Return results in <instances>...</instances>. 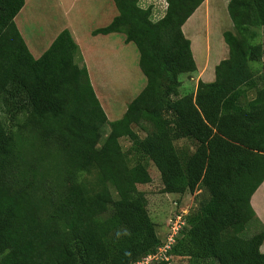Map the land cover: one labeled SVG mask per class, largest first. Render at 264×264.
<instances>
[{"label":"trees","instance_id":"16d2710c","mask_svg":"<svg viewBox=\"0 0 264 264\" xmlns=\"http://www.w3.org/2000/svg\"><path fill=\"white\" fill-rule=\"evenodd\" d=\"M113 2L118 14L92 34L123 33L146 82L109 121L69 30L34 58L14 22L24 0H0V264H131L154 252L163 239L137 188L151 181L146 159L163 192L209 184L169 260L150 264H264V226L242 236L264 181V65L252 67L264 0L228 1L227 57L194 92L179 90L199 65L182 25L203 0H165L158 19L138 0Z\"/></svg>","mask_w":264,"mask_h":264},{"label":"rangeland","instance_id":"374dc122","mask_svg":"<svg viewBox=\"0 0 264 264\" xmlns=\"http://www.w3.org/2000/svg\"><path fill=\"white\" fill-rule=\"evenodd\" d=\"M49 2L50 0H48V3H43L41 7V9H43L40 10L44 15V19L41 12L38 11L39 14H37L36 19L31 20L28 23V25L35 24V26H33L32 32L36 34L42 28V26L40 25H44L42 22L48 24L55 22L59 24L63 21V9L57 8L58 6L54 7L55 5H53L52 2L51 5H49ZM93 4H98V2L94 1ZM48 5L49 7H47ZM89 5L81 8V10H77L78 8H76L77 11L74 9L71 12L70 16H72L75 12L76 17L74 21L77 22L79 32H87L90 28L95 26L93 25L95 24V19L93 21H90L91 23H88V21L85 20V13L88 10ZM140 5H142L143 7L147 6L145 2ZM161 5V3L158 4V7L152 10L153 19H158L163 14L164 9ZM215 17L218 18H216V22L214 21ZM37 20L41 22L39 23ZM53 28L57 29L58 25ZM191 29L195 35L194 40H196L198 49L203 58L197 66L196 71L181 74L179 76L181 80V87L179 88V90H182L183 92H194L198 79L207 81V73L214 74L213 66L217 64V60H221V58L226 57L228 53L227 44L223 39V31L233 30V27L227 13V9L224 8L220 11H211L209 19L201 18L199 21H195V23L192 24ZM259 32L261 34L253 40L256 43H260L264 40V31L260 30ZM94 50V58L99 62V65H101L100 68L102 67V65L105 66L109 61L108 58L110 59L112 57L109 54L111 53L109 49L107 47L96 45L94 47ZM124 53L121 52L119 55L121 60H123ZM138 56L139 55L135 48V45L133 43H128L126 46L124 71L123 64L120 62V71H112L109 75L110 78L105 81L106 84H110V87L95 91L101 107L103 108L104 105L103 110L109 121L119 119L124 113L127 104L138 94V92L144 86L145 77L139 68ZM205 57L207 61L205 68H203V60H205ZM263 65L264 56L260 61L253 63L252 67L257 68L259 70V73H261ZM103 100L107 101V103L110 105V108L102 103ZM132 128L134 130H137L140 136H144L145 132L139 130L135 124L132 125ZM119 141L123 148H126L130 143L129 139L126 137H121ZM177 144L187 146L190 151H192L195 146L193 141L184 139L178 141ZM144 163L146 164V167L148 169L151 181L147 184H138L137 188L145 193L147 198L146 208L148 214L154 223L157 236L160 239L164 240L166 234L169 231L168 225H170L171 221L174 219L175 214L181 213L185 214L186 217H190L197 212L199 204L204 199V197L207 196L209 184L205 182V180H201L196 190L192 193H166L162 191V183L157 168L148 159H146ZM257 198L259 199V203H257L256 201L255 203L259 208L260 214H263L264 216V197L261 194ZM253 210L255 209L253 208ZM261 221V218L257 217L251 220L253 224L246 227L245 231L242 233V236H249L259 231L262 225ZM260 250L264 252V243ZM168 263L189 264V261L186 257L173 256V258Z\"/></svg>","mask_w":264,"mask_h":264},{"label":"crops","instance_id":"0c3cea01","mask_svg":"<svg viewBox=\"0 0 264 264\" xmlns=\"http://www.w3.org/2000/svg\"><path fill=\"white\" fill-rule=\"evenodd\" d=\"M94 1H97L98 4H93ZM138 1L139 4L145 2L147 6L152 7V10L157 8L158 4L160 3H162L161 6L163 9L165 6V2H164L165 0H138ZM228 1L229 0H203V2L196 8V10L182 25V31L184 35L190 40L191 50L198 64L200 63L203 57L198 49L196 40H194L195 35L191 29L192 24H194L195 21H199L201 18L209 19L211 11L213 10L220 11L224 8L227 9ZM45 2L48 3V0H24V4L22 8L14 17V22L21 36L23 37L25 43L27 44L28 49L31 52L32 56L34 58H38L48 48V46L53 41V39L58 35V33L64 28H67L71 33L74 41L79 46L82 56V63L87 68L89 80L94 91H99L101 89L110 87V84H106L105 81L110 78L109 75L111 74L112 71L115 72L120 71V62L123 64V71H124V66H125L124 60H125L126 46L128 43L125 41V35L121 32H111L108 34H101V33L92 34V30L106 26L111 22L113 17L118 14L117 8L113 0H50L49 5H51L52 2V4L55 5L54 7L58 6L57 8L63 9L64 18L62 19L64 22L62 21L59 24L55 22L49 24L42 22L44 25H40L42 26V28L36 34L32 32L33 26H35V24L28 25V23L29 21L36 19L37 14H39L38 11L43 9V8L41 9V7ZM49 5L47 7H49ZM88 5L89 8L85 13L86 15L85 20H87L88 23H91L90 21H93L95 19L94 22L95 24H93L95 26L90 28L87 32H82V31L79 32L77 27L78 26L77 22L74 21L76 17L75 12L72 16H70L71 12L74 9L76 10V8H78L77 10H81V8L86 7ZM41 14L44 19V15L42 12ZM217 17L214 18L215 22L217 21L216 20ZM38 22L40 23L41 21ZM56 25H58V28L57 29L53 28ZM96 45L107 47L111 52L109 54L112 56L110 59L108 58L109 60L108 63L105 66L102 65L101 68L99 62L94 58V54H95L94 47ZM121 52L122 53L125 52L123 56V60H121L119 56ZM203 61H204L203 68H205L207 61L206 57L205 60ZM217 61L219 62V60ZM207 78H208L207 81L214 80V74L207 73ZM102 103L110 108V105L107 103V101L103 100ZM261 194L264 197V181L259 185V187L253 193L250 199V203L252 207L255 209L254 211L256 213L255 214L256 217L261 218L262 220L261 224L264 225V216L263 214H260L259 208L255 203V201L259 203V199L257 197ZM263 243L261 244L260 248L262 247Z\"/></svg>","mask_w":264,"mask_h":264},{"label":"built area","instance_id":"2783aa9c","mask_svg":"<svg viewBox=\"0 0 264 264\" xmlns=\"http://www.w3.org/2000/svg\"><path fill=\"white\" fill-rule=\"evenodd\" d=\"M185 214H175L174 219L171 221L169 226V231L166 234L163 242L156 248L154 252H150L147 255L139 258L138 260L133 261L131 264H150L151 262L168 261L169 251L175 242V238L178 235L179 231L185 225Z\"/></svg>","mask_w":264,"mask_h":264}]
</instances>
